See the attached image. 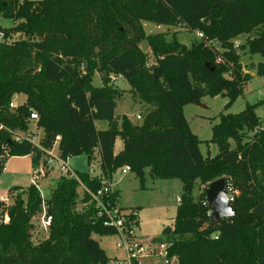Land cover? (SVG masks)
<instances>
[{"label":"trees","instance_id":"16d2710c","mask_svg":"<svg viewBox=\"0 0 264 264\" xmlns=\"http://www.w3.org/2000/svg\"><path fill=\"white\" fill-rule=\"evenodd\" d=\"M0 14L20 21L19 39L0 42V126L27 131L36 113L44 149L60 137L62 159L86 155L91 166L97 150L101 158V176L75 171L77 179L60 177L45 199L33 186L9 191L19 194L9 208L10 222L0 225V264H109L97 237L116 231L85 205L89 192L125 166L142 189L147 177L182 182L173 225L154 239L174 242L178 264H264V129L258 105L221 116L210 140L218 146L215 157L203 156L202 141L184 114L186 106L201 105L207 96L228 97L229 108L243 93L249 76L239 52L264 56V0H0ZM144 22L178 24L204 38L187 47L176 34H147ZM254 30L260 32L235 47L237 37ZM144 41L154 66L141 48ZM96 74L100 87L93 85ZM257 75L264 79V62ZM113 77L125 79L147 109L141 123L116 118L124 91L112 86ZM19 95L25 102L10 109ZM100 122L107 129H99ZM6 129L0 130V158L36 151L30 143L12 141ZM118 139L123 149L116 155ZM36 153L34 166L41 159ZM221 178L238 192L230 203L237 217L212 224L211 208L203 203L209 184ZM197 184L202 192L195 199ZM44 203L49 233L35 243L33 219ZM5 208L0 201V212ZM130 210L137 216L131 213L128 221L139 227L138 209Z\"/></svg>","mask_w":264,"mask_h":264},{"label":"rangeland","instance_id":"374dc122","mask_svg":"<svg viewBox=\"0 0 264 264\" xmlns=\"http://www.w3.org/2000/svg\"><path fill=\"white\" fill-rule=\"evenodd\" d=\"M19 23V20L6 19L0 14V27L11 30L10 34H18L15 31V27ZM144 28L147 34L168 33L169 36L176 34L177 39L187 47H191L192 44L198 40L197 32L189 31L187 28L179 26L178 24L162 26L161 29H159L157 24L144 22ZM261 28L264 30V26ZM258 32H260V30H254L251 34L240 35L235 39V47L246 44L247 41L253 39ZM141 48L149 57L148 65H150L153 57L147 41L141 43ZM239 53L243 74L249 76V81L236 102L231 107L227 108L229 102L228 97H223L222 95L215 97L207 96L202 100L201 105L191 104L184 108V114L189 123L190 130L202 141L200 149L204 157H215L219 152L218 146L211 143L210 140L213 135V127L220 123L222 115H237L243 112L248 104L258 105L256 114L264 129V79L257 75V65L260 62H264V56L251 54L249 50L245 52L240 51ZM226 77L231 79V75L229 74ZM93 85L95 87H100L102 85V81L98 74L94 76ZM112 86L124 91L122 98L117 101V108L115 110L116 118L120 120L123 116H127L134 123H141L147 109L143 106L138 96L131 91L128 82L121 77H116V79L112 81ZM126 88L129 89L124 90ZM17 99L18 100H15L20 103L24 101L25 97L19 95ZM138 114H141V120H137L136 116ZM97 127L104 130L107 129L108 124L106 122H100L97 124ZM121 147H123V141L118 139L116 151L119 152ZM98 155L99 152L96 151L95 161L91 166L88 164L86 155L69 158L67 162L73 171L90 173L93 170L92 175L95 177L99 176L98 174L100 172V166H98L96 162L99 157ZM34 158L35 156L32 154L27 157H10L8 159L6 171L3 172L0 177V198L6 197L9 191L14 187L28 188L31 186V171L34 167ZM53 174L55 175L53 177L50 176V179L48 178L42 184L47 189H45L47 194L51 193L52 185L59 179L58 174ZM135 177L136 175L132 172H129L128 175H123L121 169L113 174L115 182L119 184L122 190V195L120 194L122 196L121 206L126 210H130L132 207H143V213H141L140 218L143 228H138L137 234L141 237H145V234H154L159 231L161 226L160 220L167 224L172 223L171 220L174 218L176 206L183 193V184L177 179L152 180L147 177L144 184L145 189H142V185ZM201 192L202 188L197 184L193 190L194 198H199ZM83 205L84 204H80L78 209H82ZM34 225V238L35 243H37L44 239L46 233L42 231L43 229L40 227L39 220H35ZM116 242L117 237L110 236L104 239L103 245L109 249L112 245L114 246ZM110 256H112V260H114L113 256H115V252L111 251ZM112 262L109 264H114V261Z\"/></svg>","mask_w":264,"mask_h":264},{"label":"built area","instance_id":"2783aa9c","mask_svg":"<svg viewBox=\"0 0 264 264\" xmlns=\"http://www.w3.org/2000/svg\"><path fill=\"white\" fill-rule=\"evenodd\" d=\"M162 26H158L161 29ZM199 40L204 38L203 33L197 32ZM20 37V34H9L7 35L4 32H0V42L12 44L16 42ZM217 62H221V58H218ZM155 61L152 59V63L149 67L154 66ZM113 80L116 77L112 78ZM18 96H15L11 103L9 104L10 109H16L21 103L17 99ZM16 99V100H15ZM137 120H141L140 114L136 116ZM38 120V115L32 113L30 121V129L27 131L20 130H10L0 126V130L6 129L11 134L12 141L22 144L30 143L36 151L41 153V159L39 164L34 166L31 171V180L34 188L39 191L41 197L45 199L48 197L49 193L45 192V187L42 185L53 173L58 174L60 177H67L70 179H77L75 171H73L67 160H64L60 156L58 149V143L60 142V137H57L56 142L50 149H44L40 144V135L39 129L36 127V121ZM33 126V128H32ZM33 152V155L36 156L37 153ZM10 158L9 154H4L0 158V169L4 172L6 169V164ZM93 170L90 172L92 174ZM131 172L129 166H125L121 169L123 175ZM47 190V189H46ZM238 192L233 191L232 188L228 187V196L230 203L234 201L235 195ZM19 192L14 191L8 193L6 197H1L0 201L5 203V211L0 212V225L8 224L10 222L9 208L13 205L15 199L17 198ZM91 196L90 204L85 206L92 205L95 212V217L103 222L105 227L113 228L116 231V247L122 250L125 254V258L121 261H116L117 264H178L179 257L176 254H173L174 242L172 241H161L157 242L154 239L144 240L141 239L137 234V227L134 222L128 221L127 216L133 213L137 216L136 212L131 210L124 209L116 197L115 190L111 183L102 184L101 188L96 193L89 192ZM180 202V200H179ZM203 205L207 206L208 203L204 202ZM211 215V212L209 213ZM40 221V227L44 231L45 237L49 233V225L51 223V218L47 216V206L44 203L42 206V212L38 214L33 219L34 221ZM217 239V237H215Z\"/></svg>","mask_w":264,"mask_h":264},{"label":"water","instance_id":"95a60500","mask_svg":"<svg viewBox=\"0 0 264 264\" xmlns=\"http://www.w3.org/2000/svg\"><path fill=\"white\" fill-rule=\"evenodd\" d=\"M206 199L208 206L211 208L210 222L212 224L237 217L236 211L230 204L226 178L218 179L209 184ZM86 220L89 222L90 218L88 217Z\"/></svg>","mask_w":264,"mask_h":264},{"label":"crops","instance_id":"0c3cea01","mask_svg":"<svg viewBox=\"0 0 264 264\" xmlns=\"http://www.w3.org/2000/svg\"><path fill=\"white\" fill-rule=\"evenodd\" d=\"M129 88H126V89H124V90H128ZM25 97V96H24ZM25 100H26V97H25V99H24V101L23 102H25ZM23 102H20V103H23ZM39 135H40V137H42V135H43V133H42V131H39ZM118 141V140H117ZM116 145H117V142H116ZM116 145H115V154L117 155V154H119L120 152H121V150L123 149V147H121L120 148V151L119 152H117L116 151ZM97 152H99L98 150H97ZM99 157H98V160L96 161L97 163H98V166H100V161H101V158H100V153H99V155H98ZM27 157V156H26ZM6 168H7V164H6ZM100 168V167H99ZM5 171H6V169H5ZM4 171V172H5ZM131 173V172H130ZM129 174V173H128ZM128 174H126V175H128ZM55 174H53V175H51L52 177L54 176ZM99 176H101V169H100V172H99V174H98ZM50 179V178H49ZM56 179H57V177H56ZM135 179H137V177H135ZM138 180V179H137ZM114 182V183H113ZM111 185L113 186V189L115 190V193H116V195H117V197H118V201H119V203L121 204V199H122V190H121V188H120V186H119V184H117V182H115V180H114V178H113V176L111 177ZM55 184V183H54ZM53 184V185H54ZM52 185V186H53ZM52 188V187H51ZM50 188V189H51ZM121 194V195H120ZM122 205V204H121ZM180 205V202L178 201V205L176 206V209H175V214H174V218L171 220V222L172 223H170V224H167V223H165L164 221H161L160 220V229H159V231H157L156 233H154V234H145V237H141V236H139V234H138V236L141 238V239H144V240H150V239H157V238H159V237H161V235H162V232H163V229L165 228V227H167V226H171V225H173V222H174V219H175V216H176V212H177V208H178V206ZM123 207V206H122ZM132 208H136V209H138V218H139V222H140V227H139V229H142L143 228V224H142V222H141V220H140V218H141V213H143V211H142V209H143V207H132ZM108 237H97V239L99 240V242H100V244H101V246H102V248L106 251V253H107V255H108V257L110 258V263L112 262V261H114V264H117V263H115L116 261H121V260H123L124 258H125V254H124V252L122 251V250H120V249H118L117 247H116V244H114V246L112 245L109 249L107 248V247H105L104 245H103V241H104V239H107ZM115 252V256H113V258H114V260H112V256H110V252ZM122 256V257H121ZM113 263V262H112Z\"/></svg>","mask_w":264,"mask_h":264}]
</instances>
